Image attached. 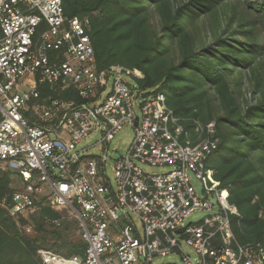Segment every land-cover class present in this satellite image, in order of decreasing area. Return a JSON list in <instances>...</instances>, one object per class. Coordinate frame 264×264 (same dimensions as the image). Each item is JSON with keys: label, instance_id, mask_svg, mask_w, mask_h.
Instances as JSON below:
<instances>
[{"label": "built area", "instance_id": "1", "mask_svg": "<svg viewBox=\"0 0 264 264\" xmlns=\"http://www.w3.org/2000/svg\"><path fill=\"white\" fill-rule=\"evenodd\" d=\"M89 31V16H65L62 0H0V169L12 174L0 206L16 222L64 208L86 245L83 255L39 249L40 264H155L170 254L179 264H263L262 244L237 238L240 213L210 179L215 122L178 117L138 69L98 68ZM125 125L134 136L110 178L103 146ZM95 132L101 154L77 149ZM196 210L207 214L185 223Z\"/></svg>", "mask_w": 264, "mask_h": 264}, {"label": "trees", "instance_id": "2", "mask_svg": "<svg viewBox=\"0 0 264 264\" xmlns=\"http://www.w3.org/2000/svg\"><path fill=\"white\" fill-rule=\"evenodd\" d=\"M62 7L67 17L89 16L98 68L138 69L141 86L164 93L178 117L215 122L210 179L240 213L237 238L264 249V0H62ZM243 77L259 94L244 107L237 95ZM11 177L0 169V201L12 192ZM32 217L45 231V219L60 212L45 206ZM52 233L55 240L42 247L0 206V264H40L39 248L83 255L80 238Z\"/></svg>", "mask_w": 264, "mask_h": 264}, {"label": "rangeland", "instance_id": "3", "mask_svg": "<svg viewBox=\"0 0 264 264\" xmlns=\"http://www.w3.org/2000/svg\"><path fill=\"white\" fill-rule=\"evenodd\" d=\"M251 92V94L249 93ZM250 94V95H249ZM238 99L240 101V104L242 107L245 106V104H254L257 99L259 98L258 93H253L252 88L248 82L247 77H243V81L240 85L239 92L237 91ZM134 136L133 128L130 125L123 126L117 133L114 134L113 138L103 147L107 148V161H106V172L107 175L112 178V166H113V160L119 157V155H125L128 151V148L132 142ZM100 138L99 133L95 132L92 135H89L85 139L81 140L77 144V149H85L86 153L90 154H101L104 149L101 148V145L98 143V140ZM146 170L153 172V173H160L166 170V168L163 167H151L146 168ZM196 191H199L201 187V183L199 181H196L194 183ZM214 203H216L215 200H213ZM45 207V206H42ZM38 209L27 216L24 217L25 222L23 223L21 219L19 221H14L17 229L20 232L25 233V235H28L30 237H34L38 239L37 243L40 245H43L42 247L49 246L56 238V235L52 233V231H61L66 232L70 239L77 241L79 240V234H78V222L76 218L69 213L66 209L62 208L59 210H55L60 212L59 217V223L55 224L50 221V219H45L44 223V230H40L39 232L36 230V223L32 217V215L36 214ZM207 214L204 210H196L192 212L188 218L185 220V223L188 222H196L200 220L202 217H204ZM134 221L137 223L136 218H134ZM67 228L66 231H64V228ZM42 249V248H39ZM38 249V250H39ZM49 249V248H47ZM37 250V259H39V254ZM51 250V249H50ZM183 250L187 253H190V248L186 245L183 246ZM53 251V250H52ZM40 261V259H39ZM180 263L179 255L177 254H170L168 256H163L161 258H158L155 260V264H166V263Z\"/></svg>", "mask_w": 264, "mask_h": 264}, {"label": "water", "instance_id": "4", "mask_svg": "<svg viewBox=\"0 0 264 264\" xmlns=\"http://www.w3.org/2000/svg\"><path fill=\"white\" fill-rule=\"evenodd\" d=\"M181 230H182V228L178 229V231H181Z\"/></svg>", "mask_w": 264, "mask_h": 264}]
</instances>
